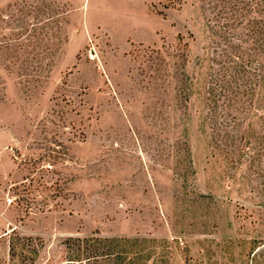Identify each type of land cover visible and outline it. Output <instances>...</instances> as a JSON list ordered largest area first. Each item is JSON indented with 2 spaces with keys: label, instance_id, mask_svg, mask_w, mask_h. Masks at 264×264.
Masks as SVG:
<instances>
[{
  "label": "rangeland",
  "instance_id": "1",
  "mask_svg": "<svg viewBox=\"0 0 264 264\" xmlns=\"http://www.w3.org/2000/svg\"><path fill=\"white\" fill-rule=\"evenodd\" d=\"M252 3L235 18L202 0H0V246L264 264V186L213 149L206 100L232 53L264 66Z\"/></svg>",
  "mask_w": 264,
  "mask_h": 264
},
{
  "label": "trees",
  "instance_id": "2",
  "mask_svg": "<svg viewBox=\"0 0 264 264\" xmlns=\"http://www.w3.org/2000/svg\"><path fill=\"white\" fill-rule=\"evenodd\" d=\"M202 1L213 3L212 8L218 13H229L236 18L239 14L249 12L254 0ZM259 50L255 49V52ZM239 61L240 56L232 53L210 75L206 100L211 143L213 149L224 153L227 159L248 164L256 179L264 186V66L258 59L248 60L244 65H240ZM255 63L256 67H253ZM193 88V80L187 79L186 83L181 82L179 95L185 94L188 101L192 98ZM45 246L42 239L20 238L15 234L10 237L7 250L0 246V264H60L52 257L48 260L44 258ZM84 250L87 252L84 260L77 256L75 260L61 264H98L100 257L91 256V244L85 243Z\"/></svg>",
  "mask_w": 264,
  "mask_h": 264
}]
</instances>
